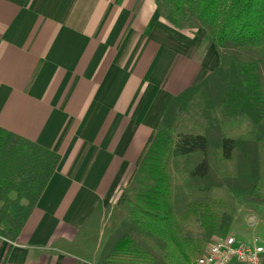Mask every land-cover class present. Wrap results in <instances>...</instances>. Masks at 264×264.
<instances>
[{"label": "crops", "instance_id": "0c3cea01", "mask_svg": "<svg viewBox=\"0 0 264 264\" xmlns=\"http://www.w3.org/2000/svg\"><path fill=\"white\" fill-rule=\"evenodd\" d=\"M196 54L154 0H0V127L59 155L0 264H96L164 107L205 76Z\"/></svg>", "mask_w": 264, "mask_h": 264}, {"label": "trees", "instance_id": "16d2710c", "mask_svg": "<svg viewBox=\"0 0 264 264\" xmlns=\"http://www.w3.org/2000/svg\"><path fill=\"white\" fill-rule=\"evenodd\" d=\"M163 19L175 28L190 18L208 28L211 40L254 48L264 61V0H154ZM218 102L221 119L201 132L195 126L182 131L175 124L177 111L192 101L198 84L186 87L164 107L160 123L133 176L135 186L123 195L130 209L105 240L96 264H193L204 242L222 223L223 211L233 203L223 184H235V146L250 144L251 180L240 188L244 197L264 204V92L254 61H232L221 76ZM211 147L216 183L193 189L181 213H176L168 162L175 153L200 152L190 172L205 179L207 149ZM59 155L0 127V237L13 241L52 175ZM194 218L201 236L189 234ZM145 238L155 248L146 245Z\"/></svg>", "mask_w": 264, "mask_h": 264}, {"label": "rangeland", "instance_id": "374dc122", "mask_svg": "<svg viewBox=\"0 0 264 264\" xmlns=\"http://www.w3.org/2000/svg\"><path fill=\"white\" fill-rule=\"evenodd\" d=\"M180 30L185 32L188 37L194 38L196 55L200 59L205 58L209 66L205 71V76L195 83L198 84V89L193 94L192 101L188 102L183 110L177 111L173 118L170 131L176 139H178V136L176 135L175 124H179L182 131H185L189 126H195L196 129H201V132H205L204 130L208 126L211 128L215 127L221 119V110L218 104L223 88L221 76L228 72L232 61H254L258 82L264 92V61L254 48L230 42L216 45L211 40L208 28L193 18L183 21ZM257 125L261 127L264 134L263 122L259 120ZM235 147L237 179L235 184H223L231 195L233 203L223 211L221 226L205 240L204 246L217 238L229 235L237 238V235H240V238H242L240 240H247L248 242H251L252 239H257L264 248V204L248 201L244 197L245 190H239L241 187L244 188L243 186L252 178L249 169L251 147L249 143L245 145L237 143ZM206 156L208 174L205 179L190 175L195 164L201 158L200 152L175 153L168 162L167 169L170 173V181L173 187V202L176 213H181L184 210L188 202V194L193 189L204 187L208 183L217 182L214 175L211 147H208ZM134 186L135 183L132 177L126 193ZM187 229L189 234L198 236L202 234L194 218L189 220ZM144 240L147 246L155 248L152 240L148 238Z\"/></svg>", "mask_w": 264, "mask_h": 264}, {"label": "built area", "instance_id": "2783aa9c", "mask_svg": "<svg viewBox=\"0 0 264 264\" xmlns=\"http://www.w3.org/2000/svg\"><path fill=\"white\" fill-rule=\"evenodd\" d=\"M264 248L257 239L241 242L225 236L209 242L193 264H264Z\"/></svg>", "mask_w": 264, "mask_h": 264}]
</instances>
